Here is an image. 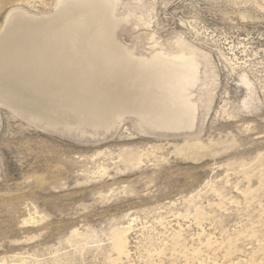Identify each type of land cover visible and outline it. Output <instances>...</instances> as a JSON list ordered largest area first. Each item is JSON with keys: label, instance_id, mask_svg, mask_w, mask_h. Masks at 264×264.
<instances>
[{"label": "rangeland", "instance_id": "rangeland-1", "mask_svg": "<svg viewBox=\"0 0 264 264\" xmlns=\"http://www.w3.org/2000/svg\"><path fill=\"white\" fill-rule=\"evenodd\" d=\"M62 1L0 0V35ZM113 1L116 42L158 73L105 89L154 122L50 131L0 105V264H264V0Z\"/></svg>", "mask_w": 264, "mask_h": 264}, {"label": "bare ground", "instance_id": "bare-ground-1", "mask_svg": "<svg viewBox=\"0 0 264 264\" xmlns=\"http://www.w3.org/2000/svg\"><path fill=\"white\" fill-rule=\"evenodd\" d=\"M58 5L48 19H33L21 11L7 18L0 35V102L50 131H108L124 114L152 122L148 99L144 107L141 96L130 102L129 95L115 96L105 89L114 73L131 68L134 81L138 79L148 90L156 84L158 73L143 71L116 42L118 23L111 18L114 1L63 0ZM189 59L170 67L191 85L198 66ZM129 80L134 82H122L123 89ZM167 96L168 91L159 102ZM78 126L84 127L77 130Z\"/></svg>", "mask_w": 264, "mask_h": 264}, {"label": "water", "instance_id": "water-1", "mask_svg": "<svg viewBox=\"0 0 264 264\" xmlns=\"http://www.w3.org/2000/svg\"><path fill=\"white\" fill-rule=\"evenodd\" d=\"M50 14H51V13H50ZM52 14H53V12H52ZM28 16H30V15L28 14ZM30 17H32V16H30ZM6 20H7V19H6ZM7 24H8V22L6 21V25H7ZM5 29H6V26H5ZM5 29H4V30H5ZM0 105H1L2 107L4 106L5 108L7 107V106H6L5 104H3L2 102H0ZM7 109L9 110L10 107H8ZM10 110H12V109H10ZM19 115H20V114H19ZM21 116H24V115H21Z\"/></svg>", "mask_w": 264, "mask_h": 264}]
</instances>
